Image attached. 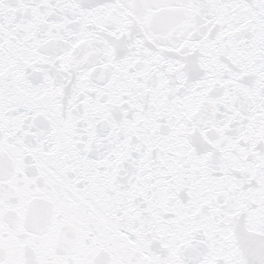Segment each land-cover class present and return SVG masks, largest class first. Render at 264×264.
<instances>
[{"label": "snow or ice", "instance_id": "6c2138e0", "mask_svg": "<svg viewBox=\"0 0 264 264\" xmlns=\"http://www.w3.org/2000/svg\"><path fill=\"white\" fill-rule=\"evenodd\" d=\"M0 264H264V0H0Z\"/></svg>", "mask_w": 264, "mask_h": 264}]
</instances>
